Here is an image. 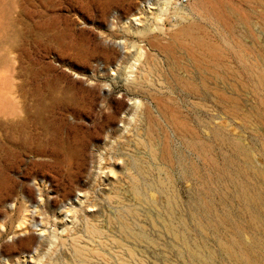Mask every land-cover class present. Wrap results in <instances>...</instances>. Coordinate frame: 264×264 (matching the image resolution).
<instances>
[{
	"label": "rangeland",
	"instance_id": "1",
	"mask_svg": "<svg viewBox=\"0 0 264 264\" xmlns=\"http://www.w3.org/2000/svg\"><path fill=\"white\" fill-rule=\"evenodd\" d=\"M0 264H264V0H0Z\"/></svg>",
	"mask_w": 264,
	"mask_h": 264
}]
</instances>
